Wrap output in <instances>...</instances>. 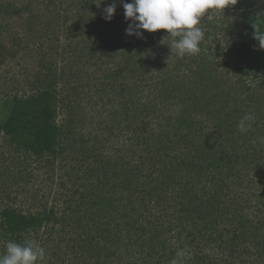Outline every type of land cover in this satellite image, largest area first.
<instances>
[{
  "label": "trees",
  "instance_id": "1",
  "mask_svg": "<svg viewBox=\"0 0 264 264\" xmlns=\"http://www.w3.org/2000/svg\"><path fill=\"white\" fill-rule=\"evenodd\" d=\"M132 2L0 0V255L31 238L42 264H264V0L209 9L183 58L167 30L126 34ZM34 167L63 176L26 212Z\"/></svg>",
  "mask_w": 264,
  "mask_h": 264
},
{
  "label": "clouds",
  "instance_id": "2",
  "mask_svg": "<svg viewBox=\"0 0 264 264\" xmlns=\"http://www.w3.org/2000/svg\"><path fill=\"white\" fill-rule=\"evenodd\" d=\"M237 3L238 0H133L132 3L123 4L126 20L132 21L125 31L127 35L142 38V30L156 32L164 29L170 36L179 38L170 45L178 57L197 55L205 37L204 30L199 26L201 19L209 9L224 11ZM104 12V18L111 21L116 12V4L109 5ZM253 27L254 39L259 42L260 49H264V14L257 16ZM255 120L254 114H245L237 124L239 132H249ZM260 141L264 143V137ZM188 255L186 250H178L170 264H183ZM45 259V249L37 240L28 238L23 243L6 242V251L0 255V264H42Z\"/></svg>",
  "mask_w": 264,
  "mask_h": 264
},
{
  "label": "rangeland",
  "instance_id": "3",
  "mask_svg": "<svg viewBox=\"0 0 264 264\" xmlns=\"http://www.w3.org/2000/svg\"><path fill=\"white\" fill-rule=\"evenodd\" d=\"M16 71L19 68L18 66H15ZM4 109L0 106V113H2ZM91 112V111H90ZM91 124V118L88 120V125ZM2 135H0V175L2 169L6 165H2L1 163L3 162V159H1V155L4 153V151L7 150L5 143L1 141ZM31 175L25 181V183L21 184V187H14L13 191H16L17 188L22 189L23 193L21 194L22 196L19 197L18 199V205L19 208H23L24 211H30L33 210L32 206H27L24 204H21L24 202V199H28L31 196H38L39 199L41 200L42 197L44 196H52L57 192L59 183L61 181V178L63 175H60L59 172L55 171V173H52L50 175L49 169H43L42 167H34L33 171H30ZM52 176V178H51ZM1 182V179H0ZM1 188V187H0ZM1 204V201H0Z\"/></svg>",
  "mask_w": 264,
  "mask_h": 264
}]
</instances>
